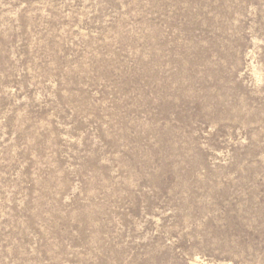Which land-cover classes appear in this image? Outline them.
Returning a JSON list of instances; mask_svg holds the SVG:
<instances>
[{"label": "rangeland", "instance_id": "obj_1", "mask_svg": "<svg viewBox=\"0 0 264 264\" xmlns=\"http://www.w3.org/2000/svg\"><path fill=\"white\" fill-rule=\"evenodd\" d=\"M0 264H264V0H0Z\"/></svg>", "mask_w": 264, "mask_h": 264}]
</instances>
